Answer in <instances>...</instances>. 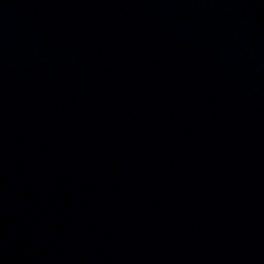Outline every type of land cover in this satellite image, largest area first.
<instances>
[{
	"label": "water",
	"instance_id": "95a60500",
	"mask_svg": "<svg viewBox=\"0 0 264 264\" xmlns=\"http://www.w3.org/2000/svg\"><path fill=\"white\" fill-rule=\"evenodd\" d=\"M0 264H264V0H0Z\"/></svg>",
	"mask_w": 264,
	"mask_h": 264
}]
</instances>
